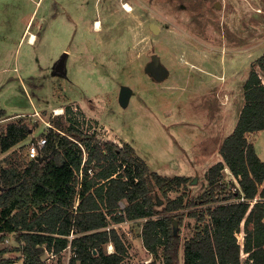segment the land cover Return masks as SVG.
Masks as SVG:
<instances>
[{
  "label": "rangeland",
  "instance_id": "374dc122",
  "mask_svg": "<svg viewBox=\"0 0 264 264\" xmlns=\"http://www.w3.org/2000/svg\"><path fill=\"white\" fill-rule=\"evenodd\" d=\"M30 33L36 35L32 43ZM263 55L264 0H0V134L13 121L29 126L26 142L0 148V165L30 159L29 143L47 135L54 120L69 125L70 106L82 129L102 141L132 142L151 170L189 176L186 188L169 192L171 199L182 191L196 199L210 187L207 170L223 159L221 142L245 105L250 72L264 81ZM155 59L161 77L149 69ZM124 85L133 90L127 106L120 102ZM254 135L264 160V131ZM224 174L221 190L232 191L238 179L228 167ZM155 193L164 203L160 209L166 198ZM204 208L173 212L182 217L179 264L196 227L189 212ZM145 220L117 225L128 246L123 264H165L161 249L156 257L143 242ZM239 239L243 244L244 233ZM18 245L9 233L0 248ZM5 255L23 262L18 251ZM69 255L66 250L62 261Z\"/></svg>",
  "mask_w": 264,
  "mask_h": 264
},
{
  "label": "trees",
  "instance_id": "16d2710c",
  "mask_svg": "<svg viewBox=\"0 0 264 264\" xmlns=\"http://www.w3.org/2000/svg\"><path fill=\"white\" fill-rule=\"evenodd\" d=\"M244 90L245 105L220 149L223 160L208 169L210 187L196 199H188L187 191L171 199L169 192L186 188L189 176L151 170L130 143L119 146L82 129L67 106L70 123L54 120L43 160L0 165V244L9 233L19 242L18 247L0 248V264H15L5 255L10 251L21 253L22 264H50L45 254H55L51 264H57L69 245L68 264H121L128 246L114 224L138 219H146L141 231L146 248L156 257L161 249L165 264H179L181 237L180 231L174 233L173 212L195 205L205 208L189 212L196 227L183 245L184 264H264V160L250 139L264 129V82L256 70ZM28 135L23 121L8 123L0 134L1 150ZM225 167L238 179L229 192L220 185ZM156 189L166 198L160 209ZM241 196L244 201L230 200ZM109 244L113 252L107 251Z\"/></svg>",
  "mask_w": 264,
  "mask_h": 264
},
{
  "label": "water",
  "instance_id": "95a60500",
  "mask_svg": "<svg viewBox=\"0 0 264 264\" xmlns=\"http://www.w3.org/2000/svg\"><path fill=\"white\" fill-rule=\"evenodd\" d=\"M151 28L153 29V31H157L158 26L156 24H151ZM65 61H66V54H64L60 61L58 62V64L56 65V68L60 71H64V65H65ZM149 69L153 72V74H155L156 77H161L164 74V69L162 68V66L159 64V62L155 59L154 61H152V63H150ZM157 70L159 71V74H157ZM133 93V90L131 89V87L124 85L121 87L120 90V102L123 106H127L130 102L131 99V95ZM40 160H43L45 158L44 155L39 156ZM197 178H195L193 180V183L197 182ZM159 199V198H158ZM163 201L161 199L158 200V205H162ZM178 227H179V221L178 219H175L173 222V228H174V233L177 234L178 233Z\"/></svg>",
  "mask_w": 264,
  "mask_h": 264
},
{
  "label": "built area",
  "instance_id": "2783aa9c",
  "mask_svg": "<svg viewBox=\"0 0 264 264\" xmlns=\"http://www.w3.org/2000/svg\"><path fill=\"white\" fill-rule=\"evenodd\" d=\"M57 112V111H56ZM63 112V111H62ZM60 114V113H58ZM53 127V126H52ZM47 135L45 136H41V137H37L35 140L31 141L28 145V155H29V158L32 159V158H37L39 156L42 155V152H43V149L45 147V145L47 144ZM86 159V157H85ZM81 176L83 174V171L81 170L80 172ZM236 189V188H235ZM231 201H244L245 200V197L244 196H241L239 199H236V198H233V199H230ZM117 225L119 224H114V227L117 229ZM113 226V225H112ZM109 228V227H108ZM109 245H113V244H109ZM114 247V246H113ZM67 250L69 251L70 255H69V258L72 254V250H71V246L69 245V247L67 248ZM66 251V250H65ZM63 251V253L65 252ZM114 251V250H113ZM109 252H112V251H109ZM50 257H55V254H51ZM68 258V260H69ZM51 264V263H50ZM68 264V262L66 263Z\"/></svg>",
  "mask_w": 264,
  "mask_h": 264
},
{
  "label": "crops",
  "instance_id": "0c3cea01",
  "mask_svg": "<svg viewBox=\"0 0 264 264\" xmlns=\"http://www.w3.org/2000/svg\"><path fill=\"white\" fill-rule=\"evenodd\" d=\"M79 13V12H78ZM79 15H80V13H79ZM215 71H217V70H215ZM220 77V74H217V76H216V78H219ZM214 78V77H213ZM264 82V81H263ZM220 84V83H219ZM245 91V90H244ZM130 103V102H129ZM242 110V109H241ZM240 113H241V111H240ZM238 119H239V117H238ZM237 122H238V120H237ZM237 124V123H236ZM236 126V125H235ZM235 128V127H234ZM234 128H233V130H234ZM232 130V131H233ZM261 131H264V129L263 130H261ZM261 131H259V132H256L257 134L258 133H260ZM232 133V132H231ZM256 133H253V134H250V137L251 136H253L254 134H256ZM119 136H120V138L121 139H123L122 138V136L119 134ZM255 136V135H254ZM28 139V136H27V138H25L24 140H22L23 142H26V140ZM108 140H110V139H108ZM125 140V142H128V143H130L133 147H134V145L132 144V142H130V141H128V140H126V139H124ZM225 140V139H224ZM21 141V142H22ZM111 141H114L115 143H117V141H115V140H111ZM254 141V140H253ZM224 142V141H223ZM223 142H221L222 144H223ZM20 143V142H19ZM117 144H119V143H117ZM254 144H255V148H256V151H257V145H256V143L254 142ZM120 145V144H119ZM120 146H122V144L120 145ZM222 146V145H221ZM135 148V147H134ZM136 150V149H135ZM136 152H137V150H136ZM137 154L139 155V153L137 152ZM259 155V154H258ZM222 156V155H221ZM260 156V155H259ZM143 158V157H142ZM260 158L262 159V157L260 156ZM221 160H223V159H221ZM220 160V161H221ZM263 160V159H262ZM219 162V161H218ZM217 163V162H216ZM214 165V164H213ZM225 168H227V167H225ZM229 168V167H228ZM208 171V170H207ZM261 187H262V185H261ZM140 219H138V220H135V221H123V222H121V223H118L119 225H123V226H126V225H128V224H135V223H137L138 221H139ZM113 252V251H112ZM127 257V256H126ZM126 257H125V259H126ZM14 258V257H13ZM125 259L121 262V264H123V262L125 261ZM67 262H64V261H62V262H60V263H57V264H66Z\"/></svg>",
  "mask_w": 264,
  "mask_h": 264
},
{
  "label": "bare ground",
  "instance_id": "6f19581e",
  "mask_svg": "<svg viewBox=\"0 0 264 264\" xmlns=\"http://www.w3.org/2000/svg\"><path fill=\"white\" fill-rule=\"evenodd\" d=\"M101 26H102V24H101L100 20H98V19L95 20V27L97 29H100ZM35 39H36V35L34 33H30L29 41L32 43ZM56 110H57L58 113H62V109L60 107L58 109H56ZM111 249H112V247H111ZM111 251H113V250H111Z\"/></svg>",
  "mask_w": 264,
  "mask_h": 264
}]
</instances>
